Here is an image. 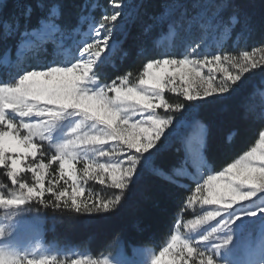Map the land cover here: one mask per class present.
<instances>
[{
    "label": "snow or ice",
    "instance_id": "1",
    "mask_svg": "<svg viewBox=\"0 0 264 264\" xmlns=\"http://www.w3.org/2000/svg\"><path fill=\"white\" fill-rule=\"evenodd\" d=\"M122 6V0H114L115 8L119 9ZM36 7L43 12L36 27H30L35 12L31 0H23L20 4L21 11L11 15L7 12V5L0 8V32L3 37L8 38L19 32L22 38L31 36L33 39L27 42L34 43L35 33L47 29L51 40H45L44 43H59L57 37L67 38L78 31L76 26L68 22L61 23L62 18L67 15L63 0H52L49 4L41 3ZM73 7H80L82 11L87 4H74ZM92 7L95 8V5ZM184 14L181 13L182 16ZM120 15L121 13L117 11L103 16L99 27H104L103 21H117ZM86 18L84 15L78 16L81 22ZM215 18L208 17L201 27H212ZM231 19L235 22V17ZM112 27L116 25L113 24ZM93 31L99 35L97 29ZM110 35L111 28L107 29V36L103 40L87 43L80 58L70 64H50L46 68L31 69L15 77L14 82L0 86V166H8L7 176L13 184H17L18 174L26 170L22 167L23 159L37 157L40 145L34 142L36 138L38 137L40 141L49 140V133L58 125L67 129L71 125L69 138L56 146V154L51 159L53 162L59 161V177L64 178L67 174L68 179L65 183L71 181V193L60 191L57 198L69 197L78 213L81 211L78 200L85 195L80 183L81 178H78L74 166L78 156L87 157L92 153L100 157H109L110 152L103 146L110 141L122 143L128 150H135V154L138 155H132L126 167H122L119 162L99 163L93 167L91 160L88 159L82 173L84 180L96 179L101 184L104 183V176L108 175L111 180L110 187L119 190L112 199L103 204L104 211L109 210V205L113 208L117 205L123 206L127 203L133 186L143 176L145 168L171 147L169 141L173 133L169 132L168 135L164 133L165 128L172 123L171 118L162 119L157 115V109L167 110L173 107L164 99L165 87L169 83H174V77H178L181 82L188 84L183 95L189 101L197 98L189 91L193 84L203 87L204 96H212L217 92L220 94L235 92L241 80L239 75H227L225 70L226 80L213 87L212 77L205 79L197 69L205 64H220L223 60L240 65L241 71H247L252 55L245 51L242 53V59L225 54H214L211 58L207 56L192 58L193 53L200 47L199 44H195L188 47V53L182 58L162 56L147 62L142 75L139 76L138 84L130 85L131 73L117 76L109 83H101L98 76L104 75V67L111 62L112 49L108 43ZM103 49H108V55L101 58ZM251 67L256 65L252 64ZM189 73H194V78H190ZM171 90L176 91V88L173 87ZM175 107L179 109L183 106L178 104ZM145 113L146 118L129 123L134 115L143 117ZM17 116L20 118L36 116L40 120L34 123L22 121L18 123ZM21 130L25 131V135L21 136ZM260 141L259 154L257 148L253 147L242 161L232 163L226 172L208 177L204 204L222 205L223 209H229L237 201L251 200L257 195V191L264 193V136L260 137ZM150 149L154 151L149 153ZM115 153L114 149L111 154ZM182 166L183 162L180 166H173L171 173L182 170ZM45 167L44 163H38L27 168L36 177L38 189L19 183L20 194H13V198L7 199L0 195V206L20 205L33 196L42 195L45 189L44 176L38 174V170ZM152 171L165 180L171 178L170 173L162 166L154 167ZM242 187L248 191H242ZM25 189L27 194L24 192ZM84 210L91 212L101 209L84 205ZM261 212H264V209L251 215L257 216ZM220 215L221 212L218 210L209 211L203 220L215 219ZM222 227L224 226L221 225ZM221 228H214L213 231L218 232ZM5 239L6 226L0 225V240ZM208 239L207 235L203 236V240ZM230 243V240H225L214 247L220 249ZM183 249L187 250L188 257H192L197 251L190 243L181 242L173 237L171 245L160 251L153 264H184L176 258L178 252L182 253ZM199 256V264H218L213 255L205 256L204 251H200ZM165 257H169L166 262ZM0 264H50V261L29 258L10 244H0ZM72 264L81 262L75 260Z\"/></svg>",
    "mask_w": 264,
    "mask_h": 264
},
{
    "label": "rangeland",
    "instance_id": "2",
    "mask_svg": "<svg viewBox=\"0 0 264 264\" xmlns=\"http://www.w3.org/2000/svg\"><path fill=\"white\" fill-rule=\"evenodd\" d=\"M5 0H0V8ZM123 6L119 9L112 5V12H120L121 15L117 21H103L104 27H99L102 17H94L86 15V19L77 27L78 31L72 33L70 37H57L59 43H44L45 40H51L48 30H42L35 33V42L29 43L33 38H23L16 55L11 58L8 54L0 56V86L5 83L14 82L15 77L25 71L46 68L50 64L63 65L76 61L82 55V49L87 43L100 41L107 36V29L111 28V35L108 36V43L112 52L116 43V35L121 30V22L127 13L126 0H122ZM212 0H205L201 5L199 13L195 16V20L191 19L184 28L181 26L173 27L163 36L157 43L160 51V57L165 58H182L188 53L190 45L199 44L200 47L193 53L192 58L207 56L211 58L214 54H225L235 56L242 59L243 50H239L240 38H236L232 45V51L227 50V46L231 38V30L235 22L231 20V24L227 25L220 20L221 13L214 9H209ZM209 9V10H208ZM215 16L212 27H201L208 17ZM115 24L116 27H112ZM97 29L99 35L93 31ZM27 45V48L24 46ZM102 47V45H101ZM252 55L249 61L247 71H241L240 65H233L228 61H221L220 64H205L197 70L207 79L212 77L213 87L219 85L226 80L227 75H239L241 80L237 86H240L246 79L251 76L264 74V47L250 52ZM108 55V49H103L101 58ZM255 64L256 67H251ZM146 67V66H145ZM191 67V66H189ZM145 69V68H144ZM95 70V69H94ZM143 72V71H142ZM142 75V73L140 74ZM139 75V76H140ZM139 76L136 79L129 77L131 84H138ZM190 78H194V73H189ZM98 80L100 77L98 76ZM174 83H169L164 90L163 96L170 94L173 96H182L187 103L181 108L173 106L170 109H157V115L162 119L171 118L172 123L165 128L164 133H173L170 137L177 135L182 136L185 157L182 170L170 173L171 178L188 179L191 182L192 194L186 203V211L191 213L190 219L179 217L173 226V229L165 241L159 248L154 247H133L130 252H126L123 244L118 242L113 251L98 257H93L86 250H78L71 246H61L54 242H47L45 239V216L42 212L36 210L38 206L45 205H65L72 209L75 207L69 197L61 199L57 198L60 191H68L71 193V181L65 183L68 179L67 174L64 178L59 177V161L53 162L51 157L56 154L58 145L64 143L69 137L68 129L58 125L49 133V140L40 141L37 137L34 142L40 145L37 157H27L23 159L22 167L26 170L19 173L17 184H13L7 176L8 166H0V171L4 173L11 185H4L0 180V195L5 198H13V194H20L19 183H24L29 187L38 189L39 184L33 173L27 170L28 166H35L38 163H44L46 167L38 170V174L44 176L45 189L42 195L33 196L29 200L20 205L0 206V225L6 226L5 240H0V244H10L17 248L22 255H26L33 259H48L50 264H72L73 261L79 260L81 264H153L154 258L159 256L160 251L165 247H169L173 237L178 238L181 242H188L197 251L192 257H188L187 250L183 249L182 253L176 255V258L183 261L184 264H199V252L204 251L205 256L213 255L218 264H264V212L257 216L251 213L259 212L264 209V193L257 191V195L248 201H237L229 209H223L222 205H206L203 203L207 196V179L212 175H220L226 172L227 168L221 172L214 173L211 171L209 164L204 157L206 127L199 121L194 119V106L198 103L207 101L215 97L225 96L227 94L214 93L212 96L203 95V87L193 84L189 91L196 95V99L189 101L183 95L184 90L188 88L187 83L181 82L178 77L173 78ZM230 83V82H229ZM261 88L258 93L264 105V77L261 81ZM175 87L176 91L171 89ZM230 94V93H229ZM110 95H114L111 94ZM264 113V109H263ZM9 114L10 110H9ZM147 113L143 117L133 116L129 123L146 118ZM78 120V118H75ZM40 118L36 116L20 118L17 116V122H39ZM67 123V122H65ZM146 126V125H144ZM86 127V126H85ZM91 131V129H89ZM21 136L25 135V131L21 130ZM264 136V133L262 134ZM163 140V137H161ZM260 140L254 146L257 148V154L260 151ZM159 143V142H158ZM106 151L110 152L109 157H100L89 153L87 157L78 156L74 162L78 178L81 186L85 190V195L80 197L78 203L81 204V210L84 205L88 207L95 206L103 211V204L112 199L113 196L107 197L109 191H119L110 187L111 180L108 175L104 176V183L99 180L82 178L83 169L88 159L91 160L93 167L99 163L119 162L122 167L128 165L129 159L135 154V150H128L125 145L116 141H110L103 146ZM116 150L115 155L112 151ZM123 149V151H120ZM154 151L150 149L149 153ZM11 156L12 154H8ZM138 155V154H135ZM148 155V153H145ZM246 156V155H245ZM243 156L238 161L244 159ZM235 162V163H236ZM10 164V161H9ZM147 168L152 170L154 166L148 165ZM139 169V165H138ZM50 189V190H49ZM199 189V191H197ZM242 191H248L247 188H241ZM27 194L26 189L24 190ZM112 206L109 205V208ZM218 210L221 215L215 219L203 220L209 211ZM99 212V211H91ZM239 217V219H236ZM235 220V223L233 221ZM196 221H201L199 224ZM221 225L224 227L221 228ZM214 228H221L220 231L214 232ZM207 235L209 239L203 240V236ZM225 240L231 243L223 248L216 249L214 246L222 244ZM179 247V246H178ZM169 257H165L166 262Z\"/></svg>",
    "mask_w": 264,
    "mask_h": 264
},
{
    "label": "trees",
    "instance_id": "3",
    "mask_svg": "<svg viewBox=\"0 0 264 264\" xmlns=\"http://www.w3.org/2000/svg\"><path fill=\"white\" fill-rule=\"evenodd\" d=\"M204 1L126 0L127 13L120 21L122 27L115 37L111 62L104 67L100 80L109 83L126 73L136 79L147 62L160 57L158 41L171 28L177 25L184 28L199 13ZM31 2L35 12L30 27H36L43 15L36 5L49 4L52 0ZM22 3L23 0H5L2 7L7 5L11 15L21 11ZM63 3L67 15L61 23L68 22L76 27L80 24L79 15L97 18L114 10V0H63ZM74 4H87V7L81 11L80 7H73ZM209 9L220 11V20L227 25L235 17L228 51H232L236 38L241 39L239 50L252 52L264 47V0H212ZM22 41L19 32L8 38L0 32V56L8 54L14 58ZM263 77L264 74L251 76L237 87V91L194 106V119L206 127L204 157L212 172H221L245 156L264 133V105L258 93ZM164 99L172 106L188 104L182 96L167 94ZM169 142L171 147L151 163L154 167L162 166L168 173L173 166H180L185 157L182 136L177 135ZM0 180L4 185H11L1 171ZM191 192L188 179L165 180L146 167L123 206L78 213L65 205L49 204L38 206L36 210L45 216L47 242L86 250L98 257L112 252L118 242L126 252L133 247L162 246L179 217L185 220L192 217L185 207ZM117 193L109 191L106 196L114 197Z\"/></svg>",
    "mask_w": 264,
    "mask_h": 264
},
{
    "label": "bare ground",
    "instance_id": "4",
    "mask_svg": "<svg viewBox=\"0 0 264 264\" xmlns=\"http://www.w3.org/2000/svg\"><path fill=\"white\" fill-rule=\"evenodd\" d=\"M24 48H27V45H26V46H24Z\"/></svg>",
    "mask_w": 264,
    "mask_h": 264
}]
</instances>
